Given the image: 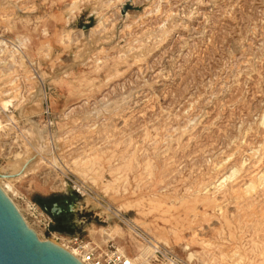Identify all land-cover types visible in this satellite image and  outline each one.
Here are the masks:
<instances>
[{
	"label": "rangeland",
	"instance_id": "obj_1",
	"mask_svg": "<svg viewBox=\"0 0 264 264\" xmlns=\"http://www.w3.org/2000/svg\"><path fill=\"white\" fill-rule=\"evenodd\" d=\"M0 174L56 247L264 264V0H0Z\"/></svg>",
	"mask_w": 264,
	"mask_h": 264
},
{
	"label": "water",
	"instance_id": "obj_2",
	"mask_svg": "<svg viewBox=\"0 0 264 264\" xmlns=\"http://www.w3.org/2000/svg\"><path fill=\"white\" fill-rule=\"evenodd\" d=\"M0 264L77 263L61 249L40 241L0 192Z\"/></svg>",
	"mask_w": 264,
	"mask_h": 264
},
{
	"label": "built area",
	"instance_id": "obj_3",
	"mask_svg": "<svg viewBox=\"0 0 264 264\" xmlns=\"http://www.w3.org/2000/svg\"><path fill=\"white\" fill-rule=\"evenodd\" d=\"M32 211L35 212V208ZM51 222L49 218L45 230L49 229ZM132 232L142 244L132 255H128L121 246L111 241L96 243L74 237L67 243L71 244L70 250L75 251L81 264H194L187 258H181L173 248L154 241L139 230L133 229ZM64 247L68 249L69 246Z\"/></svg>",
	"mask_w": 264,
	"mask_h": 264
},
{
	"label": "bare ground",
	"instance_id": "obj_4",
	"mask_svg": "<svg viewBox=\"0 0 264 264\" xmlns=\"http://www.w3.org/2000/svg\"><path fill=\"white\" fill-rule=\"evenodd\" d=\"M56 166V165H55ZM21 173V172H20ZM6 175H4V174H0V177L1 178H4ZM7 177H5V179H6ZM1 191H2V189H0ZM4 191V190H3ZM2 191V192H3ZM1 192V193H2ZM4 195H6L5 193H3ZM9 200V199H8ZM11 202V201H10ZM54 204H57V203H54ZM53 204V205H54ZM14 205V204H13ZM14 209H15V211H16V213L18 214L19 213V211H18V209L16 208V207H14V206H12ZM53 207V206H52ZM115 214V213H114ZM21 218H22V220H23V222H24V224H26V221L24 220V218L22 217V215L19 213L18 214ZM33 231V230H32ZM36 236V235H35ZM40 241H45V242H47L48 244H50V245H52V246H55L56 247V244L54 243V242H52V241H47V240H40ZM57 248H59V249H61L62 251H64V252H66L68 255H69V257L73 260V261H75L77 264H81V262L79 261V259L76 257V254H75V251L73 250V249H66L65 247H62V245L60 246H57Z\"/></svg>",
	"mask_w": 264,
	"mask_h": 264
}]
</instances>
